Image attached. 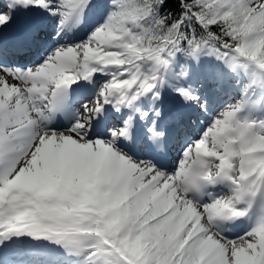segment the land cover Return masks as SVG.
<instances>
[{"label": "snow or ice", "instance_id": "obj_1", "mask_svg": "<svg viewBox=\"0 0 264 264\" xmlns=\"http://www.w3.org/2000/svg\"><path fill=\"white\" fill-rule=\"evenodd\" d=\"M0 264H264V0H0Z\"/></svg>", "mask_w": 264, "mask_h": 264}]
</instances>
